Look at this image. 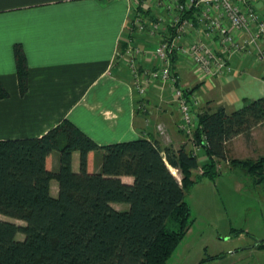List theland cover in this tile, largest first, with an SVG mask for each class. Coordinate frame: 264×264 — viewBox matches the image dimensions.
<instances>
[{"label":"trees","instance_id":"obj_1","mask_svg":"<svg viewBox=\"0 0 264 264\" xmlns=\"http://www.w3.org/2000/svg\"><path fill=\"white\" fill-rule=\"evenodd\" d=\"M14 56L25 93L28 62L20 44ZM6 95L0 85V97ZM196 118L191 146L177 148L149 137L99 145L69 119L39 137L1 139L0 215L24 225L0 219V264H165L193 224L187 191L230 160L228 141L249 136L264 122V96L245 99L239 109H200ZM99 150L101 166L92 170L90 155ZM201 150L209 162L200 169L196 153ZM54 151L56 170L51 169ZM74 152L80 154L78 171L72 168ZM231 163L255 182L264 181V155ZM117 203L129 208L118 209Z\"/></svg>","mask_w":264,"mask_h":264},{"label":"crops","instance_id":"obj_2","mask_svg":"<svg viewBox=\"0 0 264 264\" xmlns=\"http://www.w3.org/2000/svg\"><path fill=\"white\" fill-rule=\"evenodd\" d=\"M262 6V4L260 5ZM142 9L146 6L142 5ZM138 8L135 0H0V140L39 137L64 119H69L99 145L139 137L165 139L157 130L163 125L171 145L191 146L180 129V114L173 87L151 86L142 99L134 90L124 51L144 49L147 35L129 29ZM20 44L27 57V90L22 93L14 50ZM152 47V45H150ZM257 50L231 57L227 76L197 82L185 70L182 83L199 85L200 102L195 107L214 110L238 109L245 99L264 96V64ZM138 68H156L158 62L136 58ZM146 101V102H144ZM150 108L145 112L141 103ZM194 109V110H195ZM245 140L252 153L264 155V122L226 143L229 149ZM102 151L90 155L92 170H99ZM59 166V153L51 154V169ZM80 154L72 155L78 171ZM122 180L132 183L133 178ZM53 194L58 191L52 181Z\"/></svg>","mask_w":264,"mask_h":264},{"label":"built area","instance_id":"obj_3","mask_svg":"<svg viewBox=\"0 0 264 264\" xmlns=\"http://www.w3.org/2000/svg\"><path fill=\"white\" fill-rule=\"evenodd\" d=\"M135 2L138 11L129 29L137 34L145 33L148 38L144 49L129 44L123 53L133 88L144 99L153 85L161 90L173 87L180 129L193 139L197 124L195 107L200 99L195 91L191 92V84L182 83L180 72L191 73L195 78L192 84L227 76L231 57L247 54L252 46L257 50V59L264 64V0ZM142 5L146 8L142 9ZM140 56L156 60L157 67L138 68L136 58ZM140 107L145 112L150 108L143 102ZM157 130L160 135L166 134L163 125H158Z\"/></svg>","mask_w":264,"mask_h":264},{"label":"rangeland","instance_id":"obj_4","mask_svg":"<svg viewBox=\"0 0 264 264\" xmlns=\"http://www.w3.org/2000/svg\"><path fill=\"white\" fill-rule=\"evenodd\" d=\"M163 136V145L171 144ZM260 153H252L248 140H240L229 149L230 160L217 164L214 177L203 176L187 191L193 224L165 264H264V181L255 182V176L231 163V159L255 160ZM196 155L201 169L209 157L204 150ZM114 205L129 208L126 203ZM0 219L24 225L3 215ZM17 237L23 239L21 234Z\"/></svg>","mask_w":264,"mask_h":264},{"label":"bare ground","instance_id":"obj_5","mask_svg":"<svg viewBox=\"0 0 264 264\" xmlns=\"http://www.w3.org/2000/svg\"><path fill=\"white\" fill-rule=\"evenodd\" d=\"M131 23V22H130ZM129 26H130V24H129ZM176 172V171H175ZM175 172L173 171V173L175 174Z\"/></svg>","mask_w":264,"mask_h":264},{"label":"water","instance_id":"obj_6","mask_svg":"<svg viewBox=\"0 0 264 264\" xmlns=\"http://www.w3.org/2000/svg\"><path fill=\"white\" fill-rule=\"evenodd\" d=\"M260 243H261V242H259L258 244H260ZM258 244H257V245H258Z\"/></svg>","mask_w":264,"mask_h":264}]
</instances>
